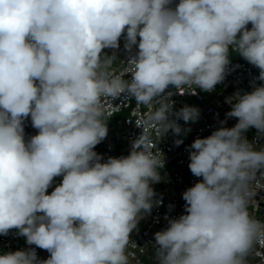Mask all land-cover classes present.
Masks as SVG:
<instances>
[{
    "label": "clouds",
    "instance_id": "obj_1",
    "mask_svg": "<svg viewBox=\"0 0 264 264\" xmlns=\"http://www.w3.org/2000/svg\"><path fill=\"white\" fill-rule=\"evenodd\" d=\"M121 38L128 59L115 74L104 49ZM230 48L260 83L226 98L233 127L221 121L189 146L201 179L183 192V214L154 233L156 264H246L264 247V223L249 212L264 188V147L244 135H264V0H0V235L16 229L49 253L8 251L0 264H141L130 234L159 204L152 185L164 167L148 129L178 136L177 121L196 122L199 109L174 111L166 90L213 91ZM122 93L155 110L129 154L105 160L94 149ZM29 118L37 134L26 139Z\"/></svg>",
    "mask_w": 264,
    "mask_h": 264
},
{
    "label": "built area",
    "instance_id": "obj_2",
    "mask_svg": "<svg viewBox=\"0 0 264 264\" xmlns=\"http://www.w3.org/2000/svg\"><path fill=\"white\" fill-rule=\"evenodd\" d=\"M249 28L251 25L248 26ZM229 51H235L230 48ZM104 54L115 56V62L111 66V71L120 74L127 63L128 54L124 49V40L121 38L118 49H104ZM230 63L227 66L228 72L225 79L215 86L211 92H205L196 89V94H191L189 88L176 90L169 88L173 95L170 97L174 101V111L187 106H193L199 109L200 116L196 122L185 123L183 120L177 121L181 126L180 135H175L171 129L164 133L162 127H151L148 129V135L152 141L153 151L159 153L164 159V167L161 168L160 181L152 185L159 204L154 205L149 214H145L139 220L137 228L130 234L129 252L135 253L136 258L141 264H156L155 249L153 247L154 233L167 226L165 217L174 218L183 214L185 201L182 199L183 192L193 186L199 179L194 177L189 170V146L197 138L209 136L214 130L220 127L221 121H227L224 126L233 127L237 118H227L226 113L231 110L227 104L226 98L232 96L237 90L251 91L253 83L259 85L260 81L255 80L259 75V69L250 65L244 59L229 57ZM125 79H131L127 74ZM179 91H184L181 94ZM114 107L108 105V112L112 114L108 117L106 123L108 127L107 137L94 149L106 160L109 156L119 157L129 154L131 143L137 139L144 131L143 127L138 126L146 114L155 110L156 101L153 102V108L146 105H137L133 97L122 93L119 97L111 101ZM128 111L126 114H118L115 122H111L117 113ZM26 139L37 134L31 127L30 118L25 121ZM244 135L254 147H264V135L258 134L255 128H250ZM180 139L182 144L177 146L175 140ZM260 173H257L259 178ZM62 181V177L54 179L49 193L54 187ZM249 212L259 221L264 223V188L257 189L252 198ZM25 248H35L40 259H47L49 253L45 250L36 248L35 245H27L25 238L17 234L16 229L9 231L8 235H0V254L8 251H16ZM131 264H136L135 260ZM246 264H264V247L257 245L246 258Z\"/></svg>",
    "mask_w": 264,
    "mask_h": 264
},
{
    "label": "rangeland",
    "instance_id": "obj_3",
    "mask_svg": "<svg viewBox=\"0 0 264 264\" xmlns=\"http://www.w3.org/2000/svg\"><path fill=\"white\" fill-rule=\"evenodd\" d=\"M232 56H235V58H238V59H243L237 52L235 51H229V57H232ZM128 111H124L122 113H117V115L115 117H113L112 121L111 122H115L116 118L119 117L118 114H121V115H124L126 114ZM34 131H36V129L32 128ZM159 171H162V169H159Z\"/></svg>",
    "mask_w": 264,
    "mask_h": 264
}]
</instances>
